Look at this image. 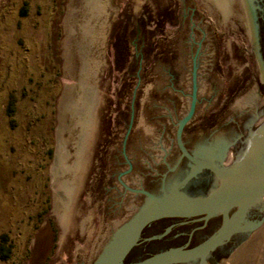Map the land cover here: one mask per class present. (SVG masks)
I'll return each mask as SVG.
<instances>
[{
	"label": "rangeland",
	"instance_id": "obj_1",
	"mask_svg": "<svg viewBox=\"0 0 264 264\" xmlns=\"http://www.w3.org/2000/svg\"><path fill=\"white\" fill-rule=\"evenodd\" d=\"M252 20L247 0H0V264H91L114 226L93 193L117 199L121 156L162 152L192 102L218 112Z\"/></svg>",
	"mask_w": 264,
	"mask_h": 264
},
{
	"label": "flooded vegetation",
	"instance_id": "obj_2",
	"mask_svg": "<svg viewBox=\"0 0 264 264\" xmlns=\"http://www.w3.org/2000/svg\"><path fill=\"white\" fill-rule=\"evenodd\" d=\"M251 5L255 35L251 41L253 51L234 53L236 60L233 61L232 79L227 92L223 94L218 112L213 115L193 114L183 126L180 142L188 157L182 154L177 145L175 127L169 146L164 148L159 143L162 152L147 153L139 147L138 150L142 152L121 156L119 161L122 168L117 182L122 192L117 199L109 190L93 193L89 204L92 205V213L97 221L103 226L107 225L108 230L114 224L107 241L145 206L146 196L135 191L142 190L160 196L179 190L189 197L202 198L221 191L247 188L259 182L258 175L240 176L245 171L246 161L264 140V0H251ZM250 55H254L255 68L249 62ZM220 74L223 73L220 71ZM240 95L244 96L243 105L230 111V104ZM214 129L222 130L223 136L219 142L210 143L209 134ZM201 140L203 142L199 143ZM148 157L151 161L149 163ZM204 164L223 172L225 176ZM133 172L141 177L142 184L131 185L122 180ZM176 172L179 175L174 180L166 181L169 173ZM241 208V204H232L207 212L188 207L187 215H179L178 210L168 211L141 229L136 243L116 264H140L163 252L195 248L224 229L230 232L228 237L202 256L162 264L228 262L249 244L258 231L256 229L263 223L264 195L252 201L238 217Z\"/></svg>",
	"mask_w": 264,
	"mask_h": 264
},
{
	"label": "water",
	"instance_id": "obj_3",
	"mask_svg": "<svg viewBox=\"0 0 264 264\" xmlns=\"http://www.w3.org/2000/svg\"><path fill=\"white\" fill-rule=\"evenodd\" d=\"M250 9H252L251 0H247ZM194 102L191 103L186 115L177 123L175 139L183 155L187 153L182 148L180 135L183 126L190 120L193 113ZM245 171L240 176L253 177L258 175L259 182L247 188H239L214 193L207 197L192 198L179 190H172L160 196H154L145 191L141 192L146 196L145 206L126 223H124L112 237L106 242L96 258L91 264H116L123 259L125 254L136 243L141 229L153 219L166 214L168 211L178 210L179 215H187V208L193 207L201 211H213L219 208H226L232 204H241L240 214L254 201L257 197L264 195V140L260 143L258 150L246 161ZM210 169L225 174L212 166L205 165ZM264 173V171H263ZM228 230H222L216 236L204 244L188 250H170L155 255L140 264H162L172 260H181L185 258H196L212 250L219 245L229 235Z\"/></svg>",
	"mask_w": 264,
	"mask_h": 264
},
{
	"label": "bare ground",
	"instance_id": "obj_4",
	"mask_svg": "<svg viewBox=\"0 0 264 264\" xmlns=\"http://www.w3.org/2000/svg\"><path fill=\"white\" fill-rule=\"evenodd\" d=\"M256 230L258 231L254 234L249 244L242 248L230 261L223 264H264V219Z\"/></svg>",
	"mask_w": 264,
	"mask_h": 264
}]
</instances>
